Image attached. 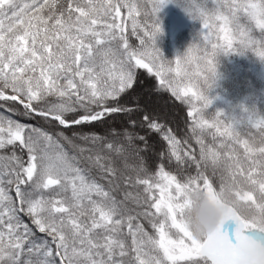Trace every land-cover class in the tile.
Masks as SVG:
<instances>
[{"label":"snow or ice","instance_id":"6c2138e0","mask_svg":"<svg viewBox=\"0 0 264 264\" xmlns=\"http://www.w3.org/2000/svg\"><path fill=\"white\" fill-rule=\"evenodd\" d=\"M168 3L200 25L174 61L156 46ZM249 51L264 61V0H0V264H253V242L264 243V116L243 105L207 111L218 57ZM139 69L187 106L183 138L142 112L140 125L166 145L154 173L140 155L146 136L129 131L139 106L120 102ZM114 114L129 116L128 128L110 130L126 144L27 122L68 129ZM165 156L195 174L181 179ZM209 168L220 170L218 188ZM121 183L142 194L118 200ZM197 190L226 209L202 239L184 220Z\"/></svg>","mask_w":264,"mask_h":264},{"label":"rangeland","instance_id":"374dc122","mask_svg":"<svg viewBox=\"0 0 264 264\" xmlns=\"http://www.w3.org/2000/svg\"><path fill=\"white\" fill-rule=\"evenodd\" d=\"M158 16L161 21L162 34L158 36L156 40V46L161 50L165 59H172L174 61L175 55L177 53H183L188 45L184 44V40L182 37L183 32L187 31L196 33L199 30L200 25L197 21L191 20L189 16L179 6H177L176 3L166 4L158 13ZM193 37L194 36H192V39ZM132 42L134 44L138 43L135 38H132ZM191 70L194 71L195 66H193ZM223 73H226V76H222ZM217 77L218 78L216 80L214 89L221 86L223 78H226L227 80L235 79V81H239V79L241 78L244 86L250 88L248 93H252L253 99L249 104H245L244 102L240 104L236 102L231 104L229 96L224 95L223 92L220 94L221 89H213L210 97H216V99L213 100L210 109L207 110L209 113H213L217 109H222L225 112H239L240 106L243 105L245 108L249 110L254 109L261 116H264V61H261L259 58H257L251 51L246 52L243 55L221 54L218 57ZM147 81L148 80H146L145 78L139 77L137 79L135 89L129 94L128 98H126L124 102L122 101L121 103L139 106L140 110L133 113L131 117L132 119H135L137 121V127L135 129H129V131L146 136L149 150L146 152H142L140 155L146 158L147 163L150 166L152 163H155V160L159 162L158 154L162 152V148L156 141L155 137L148 138L149 132L147 131L146 127L140 125L139 119L141 118L142 112H147L150 115H153L155 118H158L159 121L162 122L166 127L176 129L179 133H182V130L184 131L185 127L178 109L172 107L165 99L157 96L158 94L156 91H159L161 89L157 88L156 90L154 88V85H152L153 83ZM54 99L55 98H53L52 100ZM128 120L129 116L110 120L105 126L100 128V134H98L100 136L107 137L109 140L116 139L119 143L126 144L127 142L123 140L122 135L119 138L112 137L110 135V130L115 129L119 132H122V130L128 128ZM30 122L37 126H46L44 123H36L34 120H30ZM48 130L50 131V129ZM55 132L57 131H53V133ZM74 139L81 141L78 138ZM81 142L85 145L84 141ZM135 143L139 144L140 142L135 141ZM77 155H79V153H77ZM111 155L115 156V154ZM127 161L130 162L129 165L139 166L140 164V160L135 156H129ZM117 168H120L125 172H132L131 169H124V166L121 167L120 165H118ZM217 173L218 174H216L215 176H212L218 179L220 170H217ZM124 187L125 185L121 183L120 189L124 190ZM128 201L133 203L131 199H129Z\"/></svg>","mask_w":264,"mask_h":264},{"label":"trees","instance_id":"16d2710c","mask_svg":"<svg viewBox=\"0 0 264 264\" xmlns=\"http://www.w3.org/2000/svg\"><path fill=\"white\" fill-rule=\"evenodd\" d=\"M182 31H184V30H182ZM195 34L196 33H191V32L184 31L183 34H182V37H183V40H184V44H189L192 41V36H195ZM167 38H168V36H167ZM137 71H138V78L139 77H142V78H145L146 80H148L150 83H153L152 85H154V88L156 90H157V88L161 89L159 87V85H158L155 77L150 76L146 72V70L139 69ZM222 76H226V73H223ZM228 80L226 78H223V82H221V86L220 87H216L215 89H221L220 94L223 92L224 95L229 96V100H230V103L231 104H233L235 102L238 103V104H240L242 102H244L245 104H249L251 102V100L253 99L252 93H250V94L248 93V91L250 90V88H248L247 86H244V84L242 83V79L241 78L239 79V81H235V79L229 80V81ZM136 84H137V82H136ZM134 89H135V86H134ZM213 89L210 90L209 96H211V93H212ZM230 89H232V90H230ZM133 90L129 91L126 95L122 96L120 102H122V101L124 102V100L126 98H128L129 94ZM156 92L158 94L157 96L161 97L162 99H165L172 107L177 108L178 111L180 112L181 119H182V122L184 124L185 130L184 131L182 130V133H179L176 129H174V131H175V134L177 135V137L183 138L187 134V127H186V122H187L186 109H187V106L184 105V104H182L180 101H177L175 98H173L170 95V93L168 91H166L164 89H161L159 91L157 90ZM50 99H53V98H50ZM124 116H126V115L114 114V115L108 117L107 119H105L102 122H94L92 124L82 125V126H73L71 128H68V129H64V128L56 125L55 123H53L52 125H56L58 127V130L59 131L64 132V134L66 136H68V137L71 138L73 132L78 133V134H80V133H84V134H88V133H96V134H98L99 133L100 134V128L103 127V126H105L110 120L120 119V118H122ZM20 119H23V118L20 117ZM32 120H34L36 123H45L42 120V118H34ZM27 122L31 123L30 121H27ZM58 130H55V131H58ZM147 131H148V129H147ZM150 137H155L156 141L158 142V144L162 148V151H166V145L160 139L159 134H157V133H150L149 132V137L148 138H150ZM206 140L208 142H211L210 141V138H206ZM74 141H75V144H77V145L86 146V145L82 144V142L79 141V140H75L74 139ZM65 148H66V150L69 151V154L70 155L71 154H76L77 155V153H78L76 149L70 147L67 144L65 145ZM85 155H87V153H85ZM113 160H114L116 166H118V165H120L121 167L124 166V158L117 157V156H113ZM127 163L130 164V162H128V161H127ZM152 164L150 166L148 165L149 166L148 167V171L154 173V171L156 170V166L158 164V161L155 160V163L153 165ZM164 164H165V167H166L167 170L175 172L176 174H178L180 176L181 179H183L186 175H190V174L191 175H194L195 172H196V169H195L194 166L193 167H185L183 170H181L179 168V166H177L175 163L169 164L168 161H167V157L166 156H165ZM82 166H85L86 167L87 164L82 161ZM206 172L210 176L213 175V172H212V169L211 168L206 169ZM126 174L131 175L132 177H135V175H136V173L134 171H132V172H126ZM216 174H218V173L216 172ZM93 175L94 176H97V178L99 179L98 174H97V172H96L95 169H93ZM213 179H214L215 186L218 188V184H219L218 179L215 178V177H213ZM102 183H104V182H102ZM124 188H125L124 190L123 189H119V190H117L115 192V195H116V197H117L118 200H123L125 193H131L133 196L136 193H138V192H140L142 194V189H140L138 187H130V186L126 187L125 186ZM126 203H127V206L129 208H135V204L134 203H131L129 201L128 202L126 201ZM24 219H25L26 222H28V218L27 217H24ZM141 222H144V221H141Z\"/></svg>","mask_w":264,"mask_h":264},{"label":"clouds","instance_id":"9594fccd","mask_svg":"<svg viewBox=\"0 0 264 264\" xmlns=\"http://www.w3.org/2000/svg\"><path fill=\"white\" fill-rule=\"evenodd\" d=\"M188 198L190 205L185 211L184 220L192 236L202 239L221 224L226 209L203 191H193ZM249 258L253 264H264V243L253 242Z\"/></svg>","mask_w":264,"mask_h":264},{"label":"bare ground","instance_id":"6f19581e","mask_svg":"<svg viewBox=\"0 0 264 264\" xmlns=\"http://www.w3.org/2000/svg\"><path fill=\"white\" fill-rule=\"evenodd\" d=\"M46 126V128L50 129L51 132L55 131V130H58V127L56 125H52V124H47V123H44ZM62 127V126H60ZM63 128V127H62Z\"/></svg>","mask_w":264,"mask_h":264}]
</instances>
